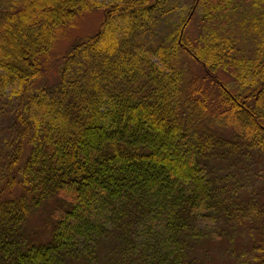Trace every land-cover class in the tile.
I'll return each mask as SVG.
<instances>
[{
    "label": "trees",
    "instance_id": "obj_1",
    "mask_svg": "<svg viewBox=\"0 0 264 264\" xmlns=\"http://www.w3.org/2000/svg\"><path fill=\"white\" fill-rule=\"evenodd\" d=\"M174 10L0 0V264H206L245 222L251 245L231 257L264 264V198H241L264 157V0H195L200 37H186L188 15L151 42ZM94 11L101 29L74 44L59 83L33 92L60 33ZM182 54L213 75L210 96L188 91ZM214 126L233 134H205Z\"/></svg>",
    "mask_w": 264,
    "mask_h": 264
},
{
    "label": "rangeland",
    "instance_id": "obj_2",
    "mask_svg": "<svg viewBox=\"0 0 264 264\" xmlns=\"http://www.w3.org/2000/svg\"><path fill=\"white\" fill-rule=\"evenodd\" d=\"M171 3L172 5L175 4L177 10H174L171 14L164 16L166 19L159 23L161 26H157L159 35L157 37H151L153 38L151 42L160 43L163 41L164 38L174 31L178 23L181 22V19L187 17L188 15L191 16L189 26L186 29V37L193 40L200 37L203 33L200 11L198 10L196 13H190L192 7L195 5V0H171ZM104 20L105 14L102 11H94L92 13L89 12L80 16L72 28L62 31L49 59L45 62L47 63V70L43 74L42 78L37 83L33 84L32 91L36 92L37 90L47 89L48 87L59 83L61 79V71L66 62H68V56L74 44L79 40L81 41L96 34L101 29ZM182 56L183 57L180 59V65L185 70V81L190 83L188 91L193 92L198 90V92L201 93L200 95L210 96L212 91L211 89H208L206 85L210 83V78H212L213 75L208 73L199 62L194 61V59L188 54H186V56L182 54ZM217 78L236 90V85L229 75L218 72ZM192 80H194V83L191 85ZM10 92L11 89L6 92V95H9ZM203 130L205 131V134L207 133L216 139L223 140L230 138L233 134H231V130L229 129H218L215 126L212 129L203 127ZM218 165L220 168L224 167L221 173L222 175H225L224 173L228 170L229 166L226 164ZM251 169L257 176L254 178L255 180L251 181V183L249 182V186L241 193V198L244 201L246 199L249 201L251 196L256 198L261 195L264 198V157L262 156V158L258 161H254ZM44 224L45 223H43V220L39 215L34 216L29 221L28 228L34 239L45 237L46 228ZM247 224L250 223L245 222L238 226V233H235V235L233 234L231 240H234V243L225 241L215 242L210 245L209 253L201 256L204 258V261H206V264H238L234 256L231 257L232 255L230 251L234 248L240 251L243 249H249V245H251V237L248 233ZM209 226L210 224L208 227ZM212 227L216 228L217 224L214 223ZM251 262L252 260H250L247 264H251Z\"/></svg>",
    "mask_w": 264,
    "mask_h": 264
}]
</instances>
